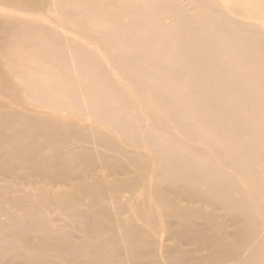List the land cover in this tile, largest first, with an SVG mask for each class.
<instances>
[{
    "label": "bare ground",
    "instance_id": "1",
    "mask_svg": "<svg viewBox=\"0 0 264 264\" xmlns=\"http://www.w3.org/2000/svg\"><path fill=\"white\" fill-rule=\"evenodd\" d=\"M239 2L0 0V264H264V0Z\"/></svg>",
    "mask_w": 264,
    "mask_h": 264
},
{
    "label": "rangeland",
    "instance_id": "2",
    "mask_svg": "<svg viewBox=\"0 0 264 264\" xmlns=\"http://www.w3.org/2000/svg\"><path fill=\"white\" fill-rule=\"evenodd\" d=\"M226 1H227V0H220V3H222V5H223L224 2H226ZM228 1H229V0H228ZM231 2H232V3L234 4V6L236 7V11H235V12H232V11L226 9V12H227L230 16L234 17L235 19H238V20H242V19H244V17L241 16V14L239 13V12H240L241 2H239V0H231ZM1 12H14V13H17V12H15L14 10H9V9L5 8L4 6H0V13H1ZM31 16L41 17V18L45 19V17H42V16H44V15H42L41 13H36V15L31 14ZM41 18H40V19H41ZM245 19H246V18H245ZM247 20H249V21H251V22L257 24L258 26H260V27L264 30V13H263V12H258L257 14L251 13L250 17L247 18ZM58 30H60V29H58ZM67 35H68L70 38H73V39H74V38H77V36H78L77 34H73V32H68ZM82 41H84V40H82ZM84 43L87 44L88 46H91V47L94 46V44H92V43H90V42H86V41H84ZM100 53H102V52H100ZM101 55H102V58H103V59H106V57H105L103 54H101ZM113 71H114V72H113L114 75L118 78V80H119L120 83H122V84H124V85L127 84V81H126L125 79H122V78H120V77L117 75L115 69H113ZM1 218H3V216H2Z\"/></svg>",
    "mask_w": 264,
    "mask_h": 264
}]
</instances>
